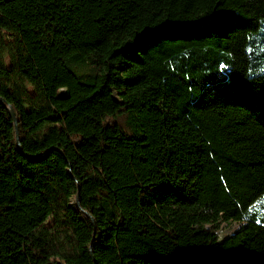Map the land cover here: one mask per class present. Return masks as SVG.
<instances>
[{
	"label": "trees",
	"instance_id": "obj_1",
	"mask_svg": "<svg viewBox=\"0 0 264 264\" xmlns=\"http://www.w3.org/2000/svg\"><path fill=\"white\" fill-rule=\"evenodd\" d=\"M0 99V264H264V0H0Z\"/></svg>",
	"mask_w": 264,
	"mask_h": 264
},
{
	"label": "rangeland",
	"instance_id": "obj_2",
	"mask_svg": "<svg viewBox=\"0 0 264 264\" xmlns=\"http://www.w3.org/2000/svg\"><path fill=\"white\" fill-rule=\"evenodd\" d=\"M238 224L236 223H231L229 226L227 227H223L221 232H220V238H224L230 234H232L237 228H238Z\"/></svg>",
	"mask_w": 264,
	"mask_h": 264
},
{
	"label": "water",
	"instance_id": "obj_3",
	"mask_svg": "<svg viewBox=\"0 0 264 264\" xmlns=\"http://www.w3.org/2000/svg\"><path fill=\"white\" fill-rule=\"evenodd\" d=\"M0 103H1V104L3 105V107L8 111V113H9V115H10L12 121H13V124H14L15 130L17 131V123H16V119H15V115H14L13 111L11 110V108L6 107V106L4 105L3 100L0 99ZM16 142H17V145H18L19 142H18V137H17V136H16ZM76 203H77V205L79 204L77 198H76ZM92 222H93V221H92Z\"/></svg>",
	"mask_w": 264,
	"mask_h": 264
}]
</instances>
